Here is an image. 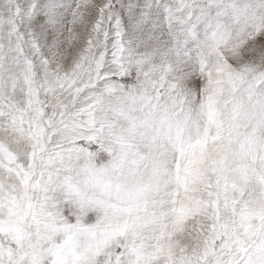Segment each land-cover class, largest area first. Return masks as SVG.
I'll use <instances>...</instances> for the list:
<instances>
[{
	"label": "snow or ice",
	"instance_id": "6c2138e0",
	"mask_svg": "<svg viewBox=\"0 0 264 264\" xmlns=\"http://www.w3.org/2000/svg\"><path fill=\"white\" fill-rule=\"evenodd\" d=\"M0 264H264V0H0Z\"/></svg>",
	"mask_w": 264,
	"mask_h": 264
}]
</instances>
